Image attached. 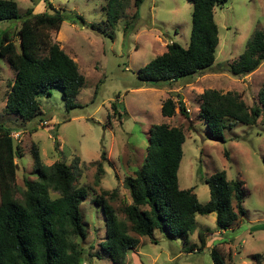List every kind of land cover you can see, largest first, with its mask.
<instances>
[{
	"label": "rangeland",
	"instance_id": "1",
	"mask_svg": "<svg viewBox=\"0 0 264 264\" xmlns=\"http://www.w3.org/2000/svg\"><path fill=\"white\" fill-rule=\"evenodd\" d=\"M20 19L28 8L48 11L47 2L61 10L59 30H50L58 43L77 64L85 85L75 98L76 107L66 109L61 89L52 87L40 98L41 111L25 123L5 115V96L15 76L6 58L0 57V124L11 127L14 142L22 156L17 158V195L23 179L35 180L31 149L37 147L43 163L66 162L75 175V184L87 190L80 204L86 239L82 264H112L100 247L105 239L102 210L94 203L102 190L116 191L120 208L130 203L124 179L133 176L144 161L149 128L167 123L182 128L185 141L178 168L180 189H192L201 204L209 200L205 179L224 170L227 179L243 182L245 215L226 229L215 224V214L196 215L194 231L183 247L180 236L169 237L154 230L152 237L140 236L123 264H214L213 246L224 257V264H264V123H235L223 132L224 142L210 138L200 120V94L206 89L236 92L251 106L258 103L264 85V62L245 76H233L229 65L236 62L244 44L255 29L264 31V0H227L213 10L218 27V44L213 65L191 76L180 85L162 83L159 87L140 81L136 73L155 56L176 41L187 48L191 34L189 0H144L137 8L134 0H120L118 18L113 27L106 22V0H16ZM20 19L0 21V31H15ZM83 20V21H81ZM94 24V28L91 25ZM17 37L15 38V41ZM188 78V77H186ZM179 80V81H180ZM182 98L188 117L176 107L172 117L161 114V105L170 95ZM116 105V109L111 104ZM106 152V160L100 153ZM228 152V157L224 152ZM101 162L102 171L98 170ZM205 234V246L199 249L197 233ZM258 255V256H257Z\"/></svg>",
	"mask_w": 264,
	"mask_h": 264
},
{
	"label": "trees",
	"instance_id": "2",
	"mask_svg": "<svg viewBox=\"0 0 264 264\" xmlns=\"http://www.w3.org/2000/svg\"><path fill=\"white\" fill-rule=\"evenodd\" d=\"M144 0H134L138 8ZM191 34L188 47L176 41L166 44V50L153 56L140 67L137 78L159 87L162 83L180 85L191 76L210 68L215 61L218 27L213 10L227 0H189ZM120 0H106V22L113 27L117 21ZM50 12H33L28 8L20 19L16 0H0V21L20 19L15 34L11 28L0 31V57L6 58L14 70L13 82L5 96V115L29 122L41 111L40 96L53 87L61 89L65 108L76 107L75 98L85 85V77L76 62L51 40L50 30H59L64 18L61 10L47 2ZM83 21V20H81ZM92 29L94 24L91 25ZM17 40L15 41V38ZM264 62V31L255 29L244 44L236 62L229 65L233 76H245ZM188 77V78H186ZM180 80V81H179ZM169 96L161 105V114L172 117L176 107L188 117L182 98ZM199 118L206 124L210 138L224 142L225 129L242 123H264V85L258 93V103L248 106L232 91L206 89L200 94ZM116 109L114 103L111 104ZM11 127L0 124V264H82L86 239L80 204L87 196L84 187L75 184L72 168L64 161L43 163L39 149H31L35 180L23 179L24 188L17 195V158L20 146L14 142ZM185 136L182 128L167 123L149 128L142 165L133 176L124 179L130 203L120 212L107 201L115 200L116 191L102 190L94 203L102 210L105 239L101 249L112 264H123L126 254L139 243L140 236L152 237L154 230L169 237L180 236L183 247L194 231L196 215L215 214L218 229L226 230L245 215L243 182L227 179L218 170L205 179L209 200L201 204L192 189H180L178 168L182 159ZM228 157V152H224ZM106 160V152L100 153ZM264 163V158H263ZM98 170L102 171L101 162ZM199 249L205 246V234L197 233ZM188 245L187 250H193ZM214 264H224V257L215 246L210 251ZM258 256V255H257ZM259 264V262H257Z\"/></svg>",
	"mask_w": 264,
	"mask_h": 264
}]
</instances>
